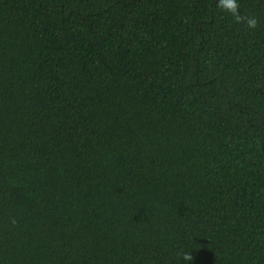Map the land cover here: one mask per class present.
Listing matches in <instances>:
<instances>
[{
    "label": "trees",
    "instance_id": "obj_1",
    "mask_svg": "<svg viewBox=\"0 0 264 264\" xmlns=\"http://www.w3.org/2000/svg\"><path fill=\"white\" fill-rule=\"evenodd\" d=\"M240 11L0 0V264H264V0Z\"/></svg>",
    "mask_w": 264,
    "mask_h": 264
},
{
    "label": "clouds",
    "instance_id": "obj_2",
    "mask_svg": "<svg viewBox=\"0 0 264 264\" xmlns=\"http://www.w3.org/2000/svg\"><path fill=\"white\" fill-rule=\"evenodd\" d=\"M217 7L232 16L237 23H246L249 29H256L258 20L254 16L243 15L240 11V0H217ZM184 261H193V255L190 252L183 254Z\"/></svg>",
    "mask_w": 264,
    "mask_h": 264
}]
</instances>
